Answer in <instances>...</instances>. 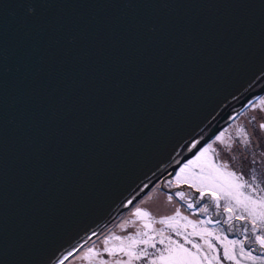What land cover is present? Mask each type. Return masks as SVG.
Returning a JSON list of instances; mask_svg holds the SVG:
<instances>
[{
  "label": "water",
  "instance_id": "1",
  "mask_svg": "<svg viewBox=\"0 0 264 264\" xmlns=\"http://www.w3.org/2000/svg\"><path fill=\"white\" fill-rule=\"evenodd\" d=\"M263 95L264 0H0V264H65Z\"/></svg>",
  "mask_w": 264,
  "mask_h": 264
},
{
  "label": "snow or ice",
  "instance_id": "2",
  "mask_svg": "<svg viewBox=\"0 0 264 264\" xmlns=\"http://www.w3.org/2000/svg\"><path fill=\"white\" fill-rule=\"evenodd\" d=\"M259 106L264 109V99ZM257 131H264V122L258 124ZM217 141L230 154L238 148L242 156L253 146L245 127L237 128L234 138L221 133ZM192 147L196 149L194 158L179 167L168 187L175 184L193 189L198 194L194 201L185 191L174 195L185 202L186 209H195L206 218L190 219L176 209L173 215L157 219L151 212L136 208L132 213L135 219L119 225L121 230L131 227L134 231L126 235L112 232L103 239L102 248L89 247L82 260L87 264H264V178L257 182L252 174L246 179L218 159L212 144ZM172 198L168 196L169 201ZM200 201L205 203L197 208ZM212 214L218 219L213 221ZM235 222L242 226L236 227ZM211 224L228 227H208ZM229 234L236 238L230 239ZM104 254L111 259H105ZM67 258L57 264H64Z\"/></svg>",
  "mask_w": 264,
  "mask_h": 264
},
{
  "label": "rangeland",
  "instance_id": "3",
  "mask_svg": "<svg viewBox=\"0 0 264 264\" xmlns=\"http://www.w3.org/2000/svg\"><path fill=\"white\" fill-rule=\"evenodd\" d=\"M262 99H264V95L260 97L255 103H253L247 110H245L243 114L238 116L235 121L230 123L225 129L219 132L208 143L212 144L214 148H217L219 153L218 159L229 163L230 167L244 174L246 179L250 178L252 174H255L257 176V182H259L261 178H264V131H257L258 124L260 122H264V109H261L259 106V102ZM239 127H245L251 134V138L253 140V146L250 147L243 156L239 153L238 148L230 154L226 148L219 146L217 141V137L220 136L221 133L231 134L234 138L235 132ZM225 142L227 143V140ZM208 144H206L204 147H207ZM253 159L255 160V163H252ZM177 171H175V174ZM174 176L166 177L163 181L158 182L157 185L146 196L140 199L129 209H126L120 213L113 222L101 230L94 238L89 240L88 243L79 249L78 252L65 264H87V261L82 260L81 257L89 247L97 246L98 248H102L103 239L112 232H115L118 235H126L129 232L134 231V229L131 227H129L127 230H121L119 225L125 220L135 219V217L132 216V213L136 208H142L151 212V214L157 219L166 215H173L176 209H179L183 215L189 216L190 219H205L206 216L197 212L195 209H186L185 202L181 201L174 195V193L177 191H185L192 196L194 201L198 194H196L193 189H189L187 186L177 187L175 184H173L171 187H168V181L172 180ZM169 195L173 196L171 201L168 200ZM158 200L162 205H159V208L156 205L152 206V202L156 203ZM203 203H205V201H200V204H197V208ZM212 219L215 221L218 219V217L212 214ZM235 223L236 227L242 226L240 222ZM157 227L162 226L157 225ZM208 227H223L224 229H227L228 226L223 224H211L208 225ZM229 238L232 239L236 237L232 234H229ZM104 258L111 259V257L107 256V254H104Z\"/></svg>",
  "mask_w": 264,
  "mask_h": 264
},
{
  "label": "bare ground",
  "instance_id": "4",
  "mask_svg": "<svg viewBox=\"0 0 264 264\" xmlns=\"http://www.w3.org/2000/svg\"><path fill=\"white\" fill-rule=\"evenodd\" d=\"M247 109H248V108H247ZM247 109H246V110H247ZM244 111H245V110H244ZM244 111H243L241 114H243ZM234 121H235V120H234ZM232 122H233V121H232ZM232 122H230V123H232ZM230 123H229V124H230ZM229 124H228V125H229ZM228 125H227V126H228ZM227 126H226V127H227ZM226 127H225V128H226ZM173 176H174V175H173ZM155 205L159 208V205H162V204H161V203L159 202V200H158V201H156V203H155V202H152V206H155Z\"/></svg>",
  "mask_w": 264,
  "mask_h": 264
},
{
  "label": "clouds",
  "instance_id": "5",
  "mask_svg": "<svg viewBox=\"0 0 264 264\" xmlns=\"http://www.w3.org/2000/svg\"><path fill=\"white\" fill-rule=\"evenodd\" d=\"M31 11V10H30Z\"/></svg>",
  "mask_w": 264,
  "mask_h": 264
}]
</instances>
